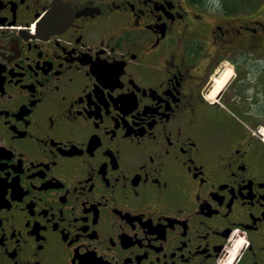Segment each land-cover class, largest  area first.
Instances as JSON below:
<instances>
[{
  "label": "flooded vegetation",
  "instance_id": "obj_1",
  "mask_svg": "<svg viewBox=\"0 0 264 264\" xmlns=\"http://www.w3.org/2000/svg\"><path fill=\"white\" fill-rule=\"evenodd\" d=\"M262 128L264 0H0V264H264Z\"/></svg>",
  "mask_w": 264,
  "mask_h": 264
},
{
  "label": "rangeland",
  "instance_id": "obj_2",
  "mask_svg": "<svg viewBox=\"0 0 264 264\" xmlns=\"http://www.w3.org/2000/svg\"><path fill=\"white\" fill-rule=\"evenodd\" d=\"M238 250H240V248H238V249H235L234 251H235V252H237ZM234 255H235V253H234ZM234 255H233V257L231 258V260H230V263H229V264H233V262H234Z\"/></svg>",
  "mask_w": 264,
  "mask_h": 264
},
{
  "label": "trees",
  "instance_id": "obj_3",
  "mask_svg": "<svg viewBox=\"0 0 264 264\" xmlns=\"http://www.w3.org/2000/svg\"><path fill=\"white\" fill-rule=\"evenodd\" d=\"M231 1V0H230ZM261 0H256V3H259Z\"/></svg>",
  "mask_w": 264,
  "mask_h": 264
}]
</instances>
